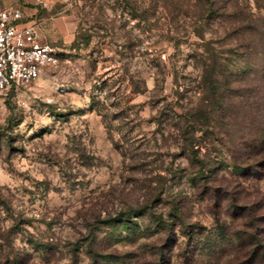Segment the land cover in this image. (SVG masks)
I'll return each mask as SVG.
<instances>
[{
    "label": "rangeland",
    "instance_id": "1",
    "mask_svg": "<svg viewBox=\"0 0 264 264\" xmlns=\"http://www.w3.org/2000/svg\"><path fill=\"white\" fill-rule=\"evenodd\" d=\"M199 4L0 0L35 19L38 38L57 55L31 82L0 88V264H150L160 232H145L144 217L115 225L106 217L143 201L162 181L156 207L182 190L184 213L204 228L199 243L211 233L205 245L211 240L215 252L197 249L191 264L233 261L237 240L229 232L241 220L226 216L231 239L217 236L210 202L195 196L183 175L192 166L179 153L177 119L198 101L204 41L230 58L229 67L246 68L241 47L237 55L230 49L226 22L199 14ZM251 60L261 63L257 53ZM199 140L196 148L222 159L217 176L264 197V167L259 176L237 175L225 138ZM217 210L225 217L223 206ZM175 236L165 264L181 263L185 236L179 229Z\"/></svg>",
    "mask_w": 264,
    "mask_h": 264
},
{
    "label": "trees",
    "instance_id": "2",
    "mask_svg": "<svg viewBox=\"0 0 264 264\" xmlns=\"http://www.w3.org/2000/svg\"><path fill=\"white\" fill-rule=\"evenodd\" d=\"M199 14L226 22L225 34L231 38V51L243 55L244 67H229L227 56H221L209 40L204 41L201 53V68L196 85L199 98L196 104L189 105L179 113L177 128L181 137L179 153L187 159L192 169L184 172L190 185L196 189L198 197L210 202V211L215 223L217 236L227 234L228 222L240 219L241 227L229 233L237 240V255L230 264H264V197L252 196L242 192L239 183L217 176L219 163L217 156H211L208 149L203 151L194 146L199 135L209 134L219 143L223 138L228 142L233 173L247 177L259 176L264 167V6L257 4V10L250 8L248 0H199ZM259 7H262L260 10ZM257 53L261 63L254 64L251 57ZM247 78V79H246ZM248 78L254 80L248 83ZM197 131L199 134H196ZM160 182L149 196L135 205L119 208L106 217L109 224L137 223L138 217L148 221L149 226L160 234L151 244L153 256L150 264H165L176 241V229L185 236L181 250V263L191 264L195 251L210 256L215 252L214 245L208 240L199 243L203 226L197 220L187 218L182 209L187 197L182 190L170 193L165 208L156 207L165 187ZM155 201V202H154ZM157 201V202H158ZM224 207L221 216L217 207ZM133 217L135 218H132ZM137 217V218H136ZM230 236V235H229ZM226 237L230 240V237ZM225 237V236H224ZM189 245H191L189 247Z\"/></svg>",
    "mask_w": 264,
    "mask_h": 264
},
{
    "label": "built area",
    "instance_id": "3",
    "mask_svg": "<svg viewBox=\"0 0 264 264\" xmlns=\"http://www.w3.org/2000/svg\"><path fill=\"white\" fill-rule=\"evenodd\" d=\"M56 60L54 45L38 38L35 19L17 6L0 7V88L29 83Z\"/></svg>",
    "mask_w": 264,
    "mask_h": 264
}]
</instances>
